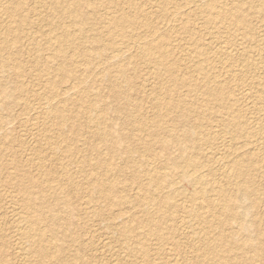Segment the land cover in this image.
Instances as JSON below:
<instances>
[{
	"label": "bare ground",
	"instance_id": "bare-ground-1",
	"mask_svg": "<svg viewBox=\"0 0 264 264\" xmlns=\"http://www.w3.org/2000/svg\"><path fill=\"white\" fill-rule=\"evenodd\" d=\"M258 28L264 0H0V264H264Z\"/></svg>",
	"mask_w": 264,
	"mask_h": 264
},
{
	"label": "rangeland",
	"instance_id": "rangeland-1",
	"mask_svg": "<svg viewBox=\"0 0 264 264\" xmlns=\"http://www.w3.org/2000/svg\"><path fill=\"white\" fill-rule=\"evenodd\" d=\"M196 25H198V23L196 24ZM261 28H258L257 30H256V34H257V38H261L262 36H264V29H263V31H262V29L260 30ZM260 30V31H259ZM240 38V37H239ZM118 42H121L120 40H118ZM237 44H239V46H241V45H247V43L245 42V40L243 41V39H238L237 40V42H236ZM261 52V55H262V58L264 59V43H263V46H262V50L261 51H254V53L255 54H258V53H260ZM135 65H137L136 67L138 68V70H139V73H138V75H137V77L134 79V81H135V83L136 84H139V85H144L145 83H147V86H149V83L150 82H152V81H154L152 78H150L149 77V74H148V70L146 69V67L144 66V64L142 63V62H139V61H137L136 62V64ZM132 67V66H131ZM264 69L263 70H260L259 71V75L261 76V77H264ZM131 73H133V71H132V69H130V74ZM222 80L224 79V78H226V76H223V75H221V77H220ZM144 83V84H143ZM234 84H236V85H234ZM239 85V86H238ZM228 86H231V89L233 90V92H234V94H235V96L236 97H239L240 95H241V93H242V86H244V84H241V81H238V80H234L233 81V83H230V84H228ZM149 88V87H148ZM243 88H246V85L243 87ZM99 89H100V92H102V94H103V96H104V101H105V103H107L108 105H110V106H116V104L118 103V101H119V98H117L116 99V97H115V99H114V97L111 95V93H109V90H108V86H107V81H105V82H103L101 85H99ZM102 90V91H101ZM106 91V92H105ZM247 91H250V90H247ZM134 96H137V95H135V93L133 94ZM250 95H251V92H250ZM112 97H113V99H112ZM243 97H244V100L243 99H241L240 101H241V103H242V105H243V107H241L242 108V110L244 111V115H245V119L246 120H248V122H249V120L251 121V123H249V126H250V124H252L253 122H254V119H255V117H260V116H262V112L260 113H254V112H252V109H251V104H250V102H251V100H250V98H247V97H245L244 95H243ZM248 100H247V99ZM31 100V99H30ZM109 101H111V103L109 102ZM246 101V102H245ZM34 102V101H33ZM144 105L145 106H147L148 107V103H144ZM130 112H135V110H129ZM148 111H150V109H148ZM245 111H247V112H245ZM255 116V117H254ZM123 117H124V115L122 114V115H114V119L111 121V124L115 127H118L117 126V124H119V123H121L122 122V120H123ZM215 123L213 122V126H216V125H214ZM214 128V129H213ZM212 129H211V131H212V133H213V142H212V149L213 150H215V152L216 153H222V151L224 152L226 149H227V152H230V150H231V148H229L230 146H236L235 148L237 149V151L238 152H240V153H242L243 152V154H244V151L243 150H245L246 148H248V146H246V147H244V143L242 142V140H238V141H233L232 139H231V137H230V135L228 134V133H226V132H220L219 131V128H217V127H213ZM221 128V127H220ZM118 129H119V127H118ZM221 130V129H220ZM119 131H121V132H123V133H129L130 132V127H124L122 130H119ZM131 131H132V129H131ZM210 131V132H211ZM215 132H219V134L218 133H215ZM18 133H19V131L17 132V135H18ZM221 133V134H220ZM212 136V135H211ZM230 140V141H229ZM219 143H220V145H219ZM241 144V145H240ZM227 145V146H226ZM221 146L224 148H221ZM241 147V148H240ZM215 148H217V149H215ZM221 148V149H220ZM241 149H243V150H241ZM220 150H221V152H220ZM260 169V171L262 172V171H264V164H262V165H260L259 167H258V170ZM182 184H183V187H185V189H189V187H188V185L187 184H185V183H183L182 182ZM6 202H7V199H6ZM0 204L1 205H5V200H1L0 201ZM104 204V203H103ZM183 213L182 212H178L177 214H176V216H175V220H179V219H181V217L183 216L182 215ZM261 218H262V216H261ZM100 225L101 226H99L100 228H99V232H100V234H99V236H98V238H97V241L96 242H101V241H105L104 240V238H105V236H104V228H105V224H104V222L103 223H100ZM262 226V225H261ZM91 228H96V226H92ZM262 235L263 236H261V238L263 239V241H264V228H262ZM96 240V239H95ZM9 252H10V254H11V251H12V248H11V244H10V242H9ZM115 249V248H114ZM179 252H181V253H184L185 252V250L183 251V250H181V251H178V250H174V249H172V250H170V251H168L167 252V254H165L164 255V258L163 259H165V261L168 263L169 261H170V258L172 259V257L171 256H173V255H176V254H179ZM109 254L107 253V252H105L102 256H103V258H104V262H105V264H109V261L107 260V258H109V256H108ZM169 256V257H168ZM172 262H170V264H171ZM120 264H123V261H121L120 262Z\"/></svg>",
	"mask_w": 264,
	"mask_h": 264
}]
</instances>
